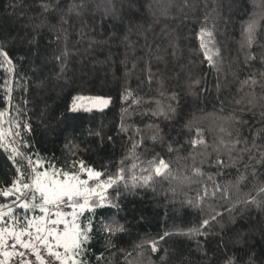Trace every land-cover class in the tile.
<instances>
[{"label":"trees","instance_id":"1","mask_svg":"<svg viewBox=\"0 0 264 264\" xmlns=\"http://www.w3.org/2000/svg\"><path fill=\"white\" fill-rule=\"evenodd\" d=\"M0 46V190L16 179L9 156L25 182L28 158L81 177L82 161L103 182L124 169L119 192L81 215L85 264H264V206L246 203L264 204V0H0ZM78 96L111 105L71 111ZM169 105L172 118L153 115ZM230 152L235 165L210 166ZM213 215L207 236L177 234ZM113 219L127 231L110 237ZM165 232L157 253L137 247Z\"/></svg>","mask_w":264,"mask_h":264},{"label":"snow or ice","instance_id":"2","mask_svg":"<svg viewBox=\"0 0 264 264\" xmlns=\"http://www.w3.org/2000/svg\"><path fill=\"white\" fill-rule=\"evenodd\" d=\"M42 7L47 10L49 5L44 4ZM201 31L203 32V30ZM247 32V44L251 45L255 40V22L248 25ZM201 46L204 47L203 44ZM0 56L11 66L12 61L2 46H0ZM208 59L211 61V57H208ZM245 83H248V81H245ZM252 83L255 84V81H252ZM172 99L176 100L175 95ZM110 102V99L97 98V103L102 107L108 106ZM176 103L178 106L179 101L177 100ZM70 110L76 111L77 109L74 106ZM176 111V108L169 105L167 111L158 110L153 115H163L165 119H170L175 116ZM27 131H31L30 125L27 126ZM162 139L160 130L157 128L152 140L159 141ZM198 143H202V141H191L193 147H196ZM236 144L245 145L239 149V153H251L246 140L238 137L233 141V148ZM25 146L30 147V145ZM252 146L256 147L255 140ZM171 150V147H169V151ZM13 152L17 153V150L13 149ZM240 158L239 155L232 156L230 152L227 160L217 155L215 160L209 159L208 162L210 166L221 170L235 165ZM8 159L15 169L16 179L12 180L10 185L5 186L6 190H0V196L5 201L10 200V202L0 203V264H85L83 259L84 246L90 239L89 232L91 229L82 228L78 223V218L86 210L94 211L96 207L103 206L101 202L106 200L107 197L94 189L86 188L87 181L81 180L76 174L53 171L50 176L47 170H39L42 168L40 161L33 162L31 158L27 160L31 175L26 177L30 182H25L21 179L25 174L16 165L15 156H9ZM259 162L264 163V156L261 157ZM80 166L84 168L82 162ZM167 168L168 165L161 159L159 165L155 167V174L161 175L163 170ZM85 171L89 178L99 180L102 176L101 172L90 168L85 169ZM193 174L201 176L203 172L200 168H194ZM147 179L149 178H145V182H147ZM240 179L243 180L244 177L241 176ZM133 180L135 181V177H133ZM208 180L212 182V177L209 176ZM121 181H126L124 169H120L115 176H108L105 182L98 184L97 187L106 190L115 186L118 193ZM124 187H128L127 183L124 184ZM132 187H135V183ZM217 191H223V189L220 185L213 183V195ZM260 191L264 192V188H261ZM207 195L208 192L205 187L204 196ZM92 196H96L98 199H90ZM249 202L257 204L258 207L264 206V204L257 202L255 198L246 201V203ZM113 207L119 210V204H115ZM16 209H22L23 214L17 215ZM66 209L69 211H66ZM37 212L39 215L35 214ZM29 213H33V215L29 216ZM216 215H220V213ZM216 215H213L210 219H204L199 228L189 230L187 233L177 234L190 237L207 236V232L203 230L209 227L211 221L216 220ZM105 231L112 237L127 230L124 225L113 219L105 227ZM169 235H172V233L165 232L158 239L146 240L137 247L143 248V245L147 244L151 253H157L160 241ZM224 264H236L235 257H228ZM248 264H254L253 257H249Z\"/></svg>","mask_w":264,"mask_h":264},{"label":"rangeland","instance_id":"3","mask_svg":"<svg viewBox=\"0 0 264 264\" xmlns=\"http://www.w3.org/2000/svg\"><path fill=\"white\" fill-rule=\"evenodd\" d=\"M97 98L109 99V98H106V97L78 96L75 99V101H74V103L72 105V108L75 106V108L77 109L76 112H78V111L93 112V111H103V110H106V109H108L110 107L111 102L106 107L100 106L97 103ZM81 162L82 161L79 162V167H81L80 166L81 165ZM40 163H41L42 166L44 165L43 162H40ZM43 169L44 170H47L45 168H43ZM85 169L86 168H83L82 169V172L84 173V176H82V177L79 176L81 180L87 181V184L85 185V187L88 188V189H94L96 192L101 193L104 196H106V192L108 191L109 188H107L106 190H103V189L97 187L98 184H103L104 183L103 181H101V177L99 178V180L93 179V178H89L88 175H87V172L85 171ZM39 170H42V169H39ZM47 171H48L49 175L51 176V174H52L53 171H51V170H47ZM90 199H98V197L92 196V197H90ZM37 202H39V201H37ZM101 203L104 205L105 204V201H102ZM35 214L36 215H39L38 212L35 213ZM31 215H33V213H29V216H31ZM80 218H81V216L78 218V223L80 221Z\"/></svg>","mask_w":264,"mask_h":264},{"label":"built area","instance_id":"4","mask_svg":"<svg viewBox=\"0 0 264 264\" xmlns=\"http://www.w3.org/2000/svg\"><path fill=\"white\" fill-rule=\"evenodd\" d=\"M66 211H69V210L66 209ZM61 227H62V226H61Z\"/></svg>","mask_w":264,"mask_h":264}]
</instances>
